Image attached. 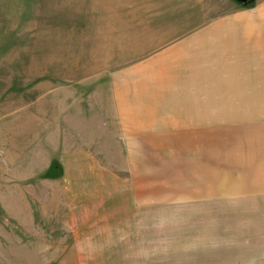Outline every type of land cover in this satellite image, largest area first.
<instances>
[{
	"label": "rangeland",
	"instance_id": "rangeland-1",
	"mask_svg": "<svg viewBox=\"0 0 264 264\" xmlns=\"http://www.w3.org/2000/svg\"><path fill=\"white\" fill-rule=\"evenodd\" d=\"M258 8L0 0V264H264Z\"/></svg>",
	"mask_w": 264,
	"mask_h": 264
},
{
	"label": "crops",
	"instance_id": "crops-1",
	"mask_svg": "<svg viewBox=\"0 0 264 264\" xmlns=\"http://www.w3.org/2000/svg\"><path fill=\"white\" fill-rule=\"evenodd\" d=\"M261 9L258 8V10L255 9V11L249 13H244L241 12V16L245 19V23L241 24L243 28V34L244 38L243 40V45L248 46L250 43L252 46H256L258 53L252 49L251 54H256L255 56L250 59V64H251V70L253 75H248L246 77H249L250 79L255 80V84L257 85V88L255 87L254 90L253 87H251V84L249 85L250 89L249 91H243V93L249 95L250 100H256L255 102H248L245 97V102L242 103V105L239 106V109H245L246 112L242 115H240V119H246L247 121H241L243 122L242 125H257L258 122L252 123L248 121L249 119H254V114L249 111H253V109H262L263 108V102H262V95L264 93V88H263V63L262 60L264 61V57H259L260 59L257 58L258 54L263 56L261 53L263 49V42H264V27L260 26L258 22L263 21H257L258 20V15L260 14ZM256 16V17H255ZM257 20H256V19ZM217 27V26H216ZM219 27H217V30ZM249 48V47H247ZM253 83V81H251ZM245 89V90H246ZM260 99V100H258ZM256 117L255 119H257ZM262 118V117H261ZM249 122V123H248ZM260 156H256V163L253 165V167H248L245 170H241V181L245 182L248 180V178H251L254 186L251 187V190L255 194H251L250 198H245L243 201H241V205H255L256 207H262L264 208V158L261 160ZM264 216V215H263ZM257 223V222H256ZM255 223V224H256ZM258 224V223H257ZM256 224V225H257ZM262 225H264V219L262 221ZM261 238V237H260ZM262 239V238H261ZM263 240V239H262ZM264 242V241H263Z\"/></svg>",
	"mask_w": 264,
	"mask_h": 264
}]
</instances>
